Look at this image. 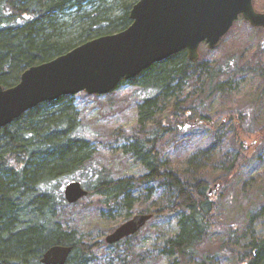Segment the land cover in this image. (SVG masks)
Returning <instances> with one entry per match:
<instances>
[{
    "label": "trees",
    "instance_id": "1",
    "mask_svg": "<svg viewBox=\"0 0 264 264\" xmlns=\"http://www.w3.org/2000/svg\"><path fill=\"white\" fill-rule=\"evenodd\" d=\"M138 1L0 0V85L13 87L27 69L127 29ZM254 48L260 51L261 42ZM231 66V61L217 63L204 55L193 63L183 51L121 83L141 89L139 131L114 136L133 139L123 147V154L144 167L142 176L113 178L109 170L96 165L93 134L81 124L74 97L39 105L1 129L0 264H42L44 253L53 246L73 248L66 264H96L97 251L107 243L85 242L71 222L76 210L81 213L88 207L77 209L78 203L66 202L63 187L72 181L82 183L88 197L97 198L93 205L96 214L111 216L118 208L126 212L128 220L135 203L144 196L150 208H141L139 213L178 218V232L165 239L158 252L169 264L198 259L199 264H218L225 254L232 255L231 264H264V234L240 241L237 229L231 228L227 230L229 239L217 238L221 229L217 204L209 196L213 185L229 184L246 162L241 154L233 155L225 147V140L235 144L248 133L245 115H237L240 120L233 122L232 129L217 130L213 141L204 140L206 132L192 129L195 123L214 128L205 103L222 90L215 83L231 73ZM251 70L264 77V63ZM188 87L200 90L204 99L196 103L195 90L186 93ZM259 134L264 142V127ZM166 141L172 145L167 156L161 150ZM260 215L264 224V204ZM133 239L115 246L130 244ZM209 241L216 243L217 252L208 251Z\"/></svg>",
    "mask_w": 264,
    "mask_h": 264
},
{
    "label": "rangeland",
    "instance_id": "2",
    "mask_svg": "<svg viewBox=\"0 0 264 264\" xmlns=\"http://www.w3.org/2000/svg\"><path fill=\"white\" fill-rule=\"evenodd\" d=\"M107 1L111 3L113 0ZM254 6L257 12L264 13V0H254ZM244 21L243 18H239L218 49L210 51L206 45L200 47V56L204 55L211 61L224 64L231 61L232 71L215 83L216 87L222 86V90L205 103L207 114L213 118L214 128L209 130L208 126L203 127L198 123L193 124L192 128L196 132H206L205 141L208 139L213 141V135L218 131L223 133L226 129H232L233 122L240 120L237 115L241 113L245 115L248 133L235 144H229L228 140H225V147L233 155L241 154L246 162L240 171L229 179L230 183L220 187L219 193L212 197L217 204L218 224L221 226L217 231V238L229 239L227 230L235 228L240 241L245 237H258L264 234V224L259 221L264 204V142L260 141L259 134L260 129L264 127V77L251 70L255 65L264 63L261 62V58L264 59V29H260L262 31L254 29L246 21L248 25H245ZM260 42L262 49L258 51L254 46ZM242 54L251 57L242 60ZM194 90L188 87L185 92L192 93ZM200 93V90H195L196 103L204 99ZM73 97V105L81 124L87 126L86 128L93 134L96 165L109 170L113 178L144 175L146 170L136 158L123 154V147L132 143L133 139L128 140L121 135L114 136L121 132L123 135L138 133L141 89L125 84L120 85L115 92L98 98L84 93ZM232 114L236 115L235 119L231 118ZM222 122L227 124L221 127ZM171 147L167 141L161 144L165 156L170 153ZM88 196L77 202V209L88 207L79 210L81 213L76 210L71 222L77 225L85 242L93 244L104 241L111 230L139 214L141 208H150V202L145 201L142 196L135 203V212L126 220V212L118 208H115L111 216L108 213L96 214L93 205L97 198ZM177 232L178 218H154L134 236L130 244L122 242L119 248L115 245L99 248L96 253V264H169L170 260L159 257L158 252L163 241ZM207 243L208 251H218L216 243L212 241ZM231 259L232 255H222L218 264H231ZM199 262L200 259L187 264Z\"/></svg>",
    "mask_w": 264,
    "mask_h": 264
},
{
    "label": "water",
    "instance_id": "3",
    "mask_svg": "<svg viewBox=\"0 0 264 264\" xmlns=\"http://www.w3.org/2000/svg\"><path fill=\"white\" fill-rule=\"evenodd\" d=\"M129 18L127 29L27 69L13 87L0 85V130L44 103L81 93L108 95L123 81L136 79L183 51L196 63L200 47L215 50L239 18L253 28L264 29V13L256 11L254 0H139ZM63 193L68 204L89 195L78 181L68 183ZM151 218L137 214L110 233L105 242L114 246L137 235ZM72 252V247L53 246L41 262L66 264Z\"/></svg>",
    "mask_w": 264,
    "mask_h": 264
},
{
    "label": "bare ground",
    "instance_id": "4",
    "mask_svg": "<svg viewBox=\"0 0 264 264\" xmlns=\"http://www.w3.org/2000/svg\"><path fill=\"white\" fill-rule=\"evenodd\" d=\"M197 124V123H196ZM199 124V123H198ZM201 125V124H200ZM260 141H262V137L260 136ZM220 185H218L217 184V187H216V185H213V188H210V190H209V196L210 197H214L216 194H218L219 193V190H220ZM139 214H142V213H139ZM144 214H147V215H152V218L147 222V224L144 226V227H146L154 218H156V217H154V215H153V213H144ZM143 227V228H144ZM142 228V229H143ZM141 229V230H142ZM140 230V231H141ZM71 256V255H70ZM70 258V257H69Z\"/></svg>",
    "mask_w": 264,
    "mask_h": 264
}]
</instances>
